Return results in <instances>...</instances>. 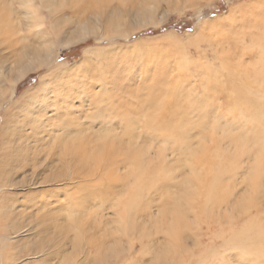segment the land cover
Instances as JSON below:
<instances>
[{
	"label": "rangeland",
	"instance_id": "obj_1",
	"mask_svg": "<svg viewBox=\"0 0 264 264\" xmlns=\"http://www.w3.org/2000/svg\"><path fill=\"white\" fill-rule=\"evenodd\" d=\"M37 1L38 0H35L36 5L39 4ZM84 1L90 3L89 8H86L87 12L85 13V17L83 16L82 19H79L80 17L77 19V17L69 18L68 15H65V17L70 20V23H65V26L63 23L65 17L63 19V16H61V22L63 21V24L61 27L58 26V30H56L54 34L52 30L53 25L50 20L46 18V9L43 8L41 12L31 11L28 13L27 11L25 12L24 9L27 2L20 3L16 0H11L12 13H10V18L12 19L11 16H13V22L15 21L13 24L19 28V31L17 32L18 34L15 33L14 35L13 33H10L11 35L9 36L7 34L8 32L6 34H0V84L6 82L11 78V75H15L18 72L19 67L15 66L11 61L14 60V57L12 59V55L16 48L19 49L21 47L22 49L23 47H26L25 45H28L30 48H40L41 53L43 54L42 57L44 60L46 59V61L44 64H41L39 68L30 69L24 73L19 80L13 82L11 86L14 87V94L6 97V100L4 98L0 103V167L6 170L8 179L12 183L8 189L0 191V207L3 206L5 208L4 213H0V255L18 252L19 246L15 244L21 242L19 239H25V246H29L34 241L38 242L37 237L41 240L42 238L46 239V237H52L51 229L45 233L35 231V236L33 233L23 230H19L18 233L14 232L15 225L13 230H9L12 220H16L17 224L22 222L23 224L29 223L33 230H35L37 228L35 225L40 221L43 222L44 218L42 217L49 212V215L55 214L54 217H56L55 219H57L56 222L59 226L67 225V227H71L72 232H70V234L72 233L73 235L70 236V234H68L70 237L56 235L54 237L53 245H51L53 249L45 247V249H47L45 252L49 250L50 254L53 253V264H69L71 261L73 263L77 262L78 264H81L84 256L89 253L88 245L86 244L88 240H90L89 232L87 231L88 233H85L86 236L88 235V237L85 238V236H83L84 233L81 231L82 228H85L88 223L92 224H90V228L92 226L95 227V229L98 227L100 228L107 219L113 220V204L117 201V197L114 193H126V191L120 189L123 184L120 179L122 177L120 176L129 177L132 172V169L129 171L127 168L126 170L128 172H126L125 168L120 163V160H123L125 157L117 153V157L120 156L119 163L117 166L116 163L110 164L111 167H109L111 169L108 171V175L102 172L104 170L98 172L101 179L99 176L95 175V177L90 175L91 171L82 173V181H85L89 186L91 183H94V187H86L85 191H83L84 188H81V190L76 189V191L79 190L80 192L74 194L76 197L72 198L71 195L74 191L73 189L77 187L75 183L83 182L76 180L75 183L73 182L74 184L69 183L68 185L58 181V184L57 182L53 183L50 176H52L55 171L62 168L59 157L54 154V160L52 157H48L51 161H48L47 159V162L45 161L44 164L42 162V165L36 169V184L29 187H21L32 178L29 166L25 164V161H22L23 156L18 157L15 152V147H25V142L21 144L18 142L19 137L24 135L23 132L19 134L14 133V129H20L19 122H26L24 119L25 117L31 120L34 124H36L37 120L41 121L42 119L44 121V115H51L53 118L61 116L62 122L66 120L68 122L71 118L72 125H75L74 130L78 129L79 126L97 130L100 128V122L105 121L114 126V133L120 136L127 128L126 125L128 121L131 120L133 124L134 120L140 119L138 126L142 124L143 116H141L140 113L148 115L153 110H156L155 113L154 111L152 112V115L155 116L157 112L162 109L160 113H158L159 115L156 116L155 122H152L153 127L157 125L158 128L162 126V118L164 116L169 118L172 111L178 116L179 112L174 109L180 108L179 101H181V97H179V95L181 94L184 96L189 95L187 99L188 103H185V106L187 107L185 109L186 116L184 121H195L198 117L196 109H198L197 107L200 105V102L205 100V103L208 104L209 115L212 114L210 110L214 112L216 111V113L211 116V118L213 117V121L210 123L213 127L214 133L223 126V128H226L230 133L237 135L240 133L241 136L246 139V137L249 136V133L247 132H251L253 125L256 124L255 121L248 123L246 117L248 119L250 116L246 115L245 112L243 114L240 113L226 96V92H228L226 84L227 81H229V75H227V73L230 71L227 69V66H229L227 60H232L233 54L229 53V51H237L236 49H239L242 46L243 36L247 35L249 29H251L248 23L245 24V12L249 14L252 12V9H255L258 4H260V2H262V5L264 6V0H259V2H257V0H150L147 4L148 13L141 14L139 17L135 14L129 15L125 12L126 14L120 15V22H117L115 26L109 25L110 27L108 26V23H106L108 19L112 18L110 15L108 16V12H110L108 9L115 5L117 0H109L110 3L108 0H104V2L94 0L95 2L97 1L96 3L93 0ZM100 2H103V4ZM107 3L108 5H106ZM94 6L102 8V10H99V12L102 11L100 13L101 16L93 11ZM88 12H92L90 14L91 16ZM241 13L243 14L242 17H238ZM15 17L18 18L15 19ZM235 17L238 18L235 19ZM43 21L44 23L41 24ZM36 22L40 24L34 25L33 23ZM50 24L52 26H50ZM28 25L29 27L27 28ZM45 31L48 33H45ZM17 35L20 36V39ZM18 39L19 41L15 42ZM19 50H16L15 53ZM245 57V60H251L247 59L248 56ZM26 60L33 59L31 57L30 59L26 58ZM25 62L27 64L30 63L29 61ZM248 64V62L245 63V68L247 67L246 70H249V74H252L254 66ZM60 67H62V70L59 73L55 72V69ZM54 72L60 78L55 79L61 82L62 87L60 89H62V91L65 89L64 92L68 94V97L63 98L62 96L59 101L58 99L51 98L50 101H48L49 103H44V107H39L38 105L35 106L36 103H32L33 107L28 109L29 113L24 116L22 115L23 117L14 123L17 116H20L18 115V112L14 114V111L16 109L24 110L26 104L25 102H20L14 105L15 101L21 98L20 96L26 89L31 87L34 88L40 82L44 73L46 74V77H51V73ZM32 74L34 75L31 80L33 84L21 88L19 82ZM249 74L246 75V72L244 71L242 76L246 79ZM214 78H217L218 85L216 84V81L214 83ZM250 79H252V76H250ZM51 81L54 82V79L52 78ZM150 83H154L157 86V88L153 90V97H157L154 100V103L157 104L159 100L160 104L162 103L160 106H156L157 108H153V105L149 103L152 98L149 95ZM213 85L217 86L215 87L217 90L212 89L211 86ZM214 92L216 94H214ZM170 93L175 94L173 95ZM52 101L57 106L55 111L51 104ZM214 102L215 106L213 105ZM23 104L24 107H22ZM113 104L118 105L117 110L120 108V111L116 112V109H114L116 106L113 107ZM163 104L166 105V111L165 108L161 107ZM188 106L190 112L188 111ZM193 108L196 109L193 110ZM114 111L116 112V115H114ZM215 114L219 116L214 118ZM137 115L140 118L137 117ZM32 117L35 118V122ZM3 120L4 129H2ZM150 129L151 128H148V126L144 127V129H141L140 127L139 129L137 128L136 133H138V143L136 144L135 141L128 140L124 135L120 137V142L118 144L122 145L123 149L125 148L123 146L128 147L129 150L127 153L130 151L133 152V148L136 145L145 144V137L151 134ZM127 130H130V128H127L126 131ZM130 131L133 132L132 130ZM201 131L204 140L205 136H210V134L205 133V123L203 124ZM190 132L192 135L194 130H190L189 133ZM257 135L258 140L260 141L259 144H254V138L246 139L250 145L251 155L248 156L249 154H245L242 156L240 162L242 172L239 168L238 173L241 175L237 176V187L233 191L234 194L237 192L240 196L244 195L245 199L240 200L238 197L237 204L240 205V208L238 207L237 213L239 214H236L234 209H232V214L230 213L231 215H229V217H232V219L236 218V220L232 221L244 219L242 221L243 223H251L250 221H253L254 224L259 225L260 222L264 224V119L259 122ZM62 136L63 135H61V137ZM14 138H18V140L13 141ZM204 140H202V143H204ZM232 141L233 138L228 139L226 142V151L228 150L229 155H235L236 152V143ZM149 145L150 144L148 143L146 147H149ZM239 145L241 144H238V146ZM215 149L216 148L213 146L209 151L214 152ZM155 150L156 148L151 145V147L145 151V156L147 157V155H150V160L153 155L157 157ZM48 151L50 152V149ZM255 152H258V155H256ZM35 154V152H32V155ZM164 155L167 157L163 158L165 160L159 158L162 163L169 164L173 162V158H171L168 153H164ZM6 158L7 162L5 163ZM76 164L77 163H75V165ZM72 167L74 168V164H72L71 168ZM213 168L214 161L212 162V169ZM40 169L42 171H40ZM45 171L47 172L45 173ZM48 171L51 173L49 174ZM39 172L40 174H38ZM198 172L201 171L199 170ZM124 173H127V175ZM83 174H86L87 176L85 175V177H83ZM41 177L46 179L45 182H42L43 180H41ZM118 177H120V181L118 180L116 182ZM109 178L111 181H108ZM95 182H97V184H95ZM114 182L115 186L113 185ZM159 184L164 185V181L159 180L158 186ZM86 193H94V195L90 198H85L84 194ZM149 193L153 209L157 206L159 201L161 202V200H157L159 197L156 191L154 192L155 196L152 195V191ZM166 195L167 194L162 195V198ZM68 197L70 199H68ZM75 200L77 203L76 205ZM237 200L233 201L234 204H236ZM81 203L82 205H80ZM197 205L198 208L200 204ZM59 206H64V208ZM21 209H23V211H21ZM89 209L90 211L95 209L90 216L84 212L85 210L89 211ZM39 213H41V215ZM83 213L86 214L85 217H88H86L84 221H81L80 217H82ZM99 213L100 216H98ZM102 220L103 222H100ZM146 220L148 219L146 218L145 221ZM47 226H49V224H47ZM18 228L15 227V229ZM114 228L117 229L116 226H113V229ZM9 232H13L12 236L15 235L16 238L18 237V240H11L8 242L3 239L2 234H9ZM96 234L94 237L98 240L100 235ZM75 235L77 236L75 237ZM72 236H74V239ZM164 237L165 241H163V244L167 243L169 245V251L171 249L170 253H172V250L178 245L174 241L175 237H173V235ZM71 238L77 243L79 242L81 248L79 247V244L77 245L74 243L75 241H72L71 243ZM120 238H122V241H125L126 244L122 246L118 245V247L125 249L128 244V238L122 236ZM158 238L160 246V242L162 244V236L159 235ZM169 238L172 239V241ZM190 238V236L186 238L188 249L193 246L192 242L188 243L191 240ZM57 239L59 240L57 241ZM67 239H70V245ZM200 241V238L196 239L195 245H197V247ZM55 242L57 244H55ZM21 245H23V243ZM203 245H200L197 249L192 248L190 252L195 254H197V252L199 253V250L203 248ZM77 247L79 249L78 251L76 249ZM139 248L140 246L134 251L135 259L140 252L142 253ZM161 249L162 247L160 246L157 250L160 255L162 253V256L165 258L170 255L167 254L165 250L162 252ZM62 250L64 251L62 252ZM64 253H67V256H61ZM93 253L94 252L92 251V253L89 254ZM235 253H233L232 256H234ZM189 254L190 253L185 255L184 253H180V255L175 257V262L181 261L180 264H184L186 259L191 262ZM244 256V258H241V264H264L263 255L261 257H252V254H246ZM127 257L129 256L124 255L117 264H134L133 260ZM138 258L137 261L139 260ZM22 259H24L23 262H30L33 260L31 255L28 258L29 260L26 257L20 258V260ZM142 259L145 260V262H148L149 255L143 253ZM208 259L209 258H207V260ZM223 261H225V259H223Z\"/></svg>",
	"mask_w": 264,
	"mask_h": 264
},
{
	"label": "bare ground",
	"instance_id": "obj_2",
	"mask_svg": "<svg viewBox=\"0 0 264 264\" xmlns=\"http://www.w3.org/2000/svg\"><path fill=\"white\" fill-rule=\"evenodd\" d=\"M16 1L20 3L27 2L24 9L25 12L27 11L28 13H30L31 11L41 12L43 8L46 9V18H48V20H50L51 24L53 25L52 30L54 34L56 30H58V26L61 27L63 23H70V20L65 17V15H68L69 18L77 17L78 19L80 17L79 19H82L83 16L85 17V13L87 12L86 8H89L90 6V3H87L84 0H38V5L35 4V0ZM100 1L104 2V0ZM149 1L150 0H117V3L108 9L110 10V12H108V16L110 15V17L112 18L108 19L106 23H108V26H115L117 22H120V15L126 14L125 12H127L129 15L135 14L139 17L141 16V14L148 13L147 4ZM103 2L100 3L103 4ZM108 2L110 3L109 0ZM257 2H259V0H257ZM262 4L263 3L260 2V4H258L257 7L255 6L256 8L252 9V12H250L249 14L245 12V24L248 23L251 29H249L247 35L243 36L242 46L239 49H236L237 51H229V53L233 54V58L232 60H227V63H229L227 69L230 70L227 73V75H229V81H227L226 84L228 92L224 90L228 99H230L232 104H234L239 112L242 114L245 112L246 115L250 116L248 119L246 117V121L248 123H252L254 121L256 122V124L253 125L251 132L246 131L247 133H249V136H247L246 139L254 138L255 145L259 144L260 142L257 135L259 122L264 119V6ZM106 5H108V3ZM99 10H102V8H97V6H94L93 11L97 15L101 16L100 13L102 11L99 12ZM10 13H12L11 0H0V34H6L8 32L7 34L9 36L11 35L10 33H13L15 35V33L19 31V28L16 27L15 24H13L15 21L13 22V16H11L12 19L10 18ZM91 13L88 12L89 15ZM242 15L243 14L241 13L238 17H242ZM61 16H63V19L65 17V20H63L64 22L62 21L63 23L61 22ZM238 17H235V19ZM17 18L15 17V19ZM43 23L44 21L41 22V24ZM33 24L38 25L40 23L36 22ZM51 24L50 26H52ZM28 27L29 25L27 26V28ZM45 33L48 32L45 31ZM18 38L20 39V36H18ZM19 39L15 42H18ZM25 46L26 47H23L22 49L20 47V50L16 48V50H19L17 51V53H15L16 50L14 49L15 52L14 54L12 53V59L14 57V60L11 61L15 66H18L19 68L18 72L15 75H11L10 79L0 84V103L4 98L6 100V97L12 96L14 94V87L11 86L13 82L19 80L24 75V73H26L30 69H36L37 67L39 68V66L41 64H44L46 61V59L44 60V58L42 57L43 54L41 53L40 48H30L28 45ZM236 53L238 54V58ZM245 56H248L247 59L251 60H245ZM31 57L33 60H26V58L30 59ZM25 61H29L30 63L27 64ZM246 62L249 63L248 65L254 66L252 74H249V70H246ZM61 68L62 67L56 68L55 72L59 73L62 70ZM244 71L246 72V75L249 74L246 79L244 76H242ZM55 72L51 73V77H46V74L44 73V75H42L41 77L40 82L34 88L31 87L29 89H26L20 96L21 98L15 101L14 105L20 102H25L26 104L24 110L16 109L14 111V114L18 112V115H20L19 117L17 116L16 119L14 118V123L20 120L24 115L29 113L28 109L33 107L32 103H36L35 106L38 105L39 107H44V103H49L48 101H50L51 98L58 99L59 101L62 96L63 98L68 97V94L64 92L65 89H63V91L62 89H60L62 87L61 82L55 80L56 78H59L57 74H55ZM250 76H252V79H250ZM52 78L54 79V82L51 81ZM213 80L214 83L216 81L217 84V78H214ZM211 87L213 90H217L215 88L217 87L216 85H213ZM155 88H157V86L154 83H150L149 95L152 98L151 102L149 101V103L153 105V108H157L162 104H160V100L157 104L154 103V100L157 98L153 97V90ZM214 94L216 93L214 92ZM188 96L189 95H179V97H181V101H179L180 108H171L175 111H178L179 115L177 116L175 113H173L174 111H172V114L169 118L164 116L162 118L161 127L158 128L157 125V128L156 126L153 127L152 122H155L156 116L159 115L158 113H160L162 109L157 112L155 116L152 115V112L154 111L152 109L153 111L148 115L140 113L141 116H143L144 120H142V124L140 126H138L140 119L134 120L133 124L131 120H127L128 122L126 127L128 129L130 128V130H132L133 132H131L130 130L126 131V128L120 136L114 133L115 127L105 121L100 122V128L98 127L99 129L97 130L90 129L89 127L83 128L82 126H79L78 129L74 130L75 125H72L71 118L68 120V122L67 120L62 122L61 116L53 118L51 115H44V121L42 119L41 121L37 120L36 124L32 123L31 120L25 117L24 119L26 120V122H19L20 129H14L15 134L23 132L24 135H19V140L18 138H14L13 141L18 140L19 144L25 142V147H15L16 155L18 157L23 156L22 161H25V164L29 166L32 175V178L21 187H29L36 184V169H38L39 166L42 165V162L43 164L45 161L47 162L48 157H52L54 160V154L59 157L62 168L55 171L53 175L50 176V179L53 183L58 181L60 183L68 185L69 183H75L76 180H78L79 182H83L81 175L82 173H87V171H91L90 175L92 176H99L98 172L104 170L102 172L108 175V171H110L111 169L110 164L116 163L117 166L119 163L120 156L117 157V153L125 157L123 160H120V163L125 168V170L126 168L129 171L130 169H132L129 177L120 176L122 178L118 177L116 180L117 182L121 179L124 185L122 184L123 187L121 186L120 189H123V191H126V193H120L116 191V193H114L117 197V201L115 200L116 202L113 204V220L107 219L102 224L103 226H100V228L98 227L96 229L93 226L90 228L91 223L86 224L85 222L86 226L85 228H82L81 231L82 233H84L83 236H85V238L88 237V235L86 236L85 233L87 234L89 232L90 240H88L86 245H88L89 253H92V251L94 253H87L84 256L81 264H117L124 255L129 256L127 258H131L134 264H180L181 261L175 262V257H177V255H180V253H184L185 255H188V253H190L189 257L191 259V262L186 259V262L184 264H241V258H244V255L246 254H252V257H261L262 255L264 256V224L262 222H260L259 225L254 224L253 221H250L251 223H243L242 221L244 219H241L239 221H232L236 220V218L233 217L234 219H232V217H229V215L232 214V209H234L236 214H239L237 213L238 207L240 208V205L237 204L238 197L240 200L245 199L244 195L240 196V194L238 193V195L237 192L236 194H234L233 191L237 187V176L241 175L238 173V169L240 168V171L242 172L240 167L242 156L245 154H249L248 156L251 155L249 142L244 137H242L240 133H238V135L230 133L226 128H223V126L220 127V129L216 133H214L213 127L210 125V123L213 121V117L211 118V116L216 113V111L214 112L210 110L212 114L209 115L210 112L208 104L205 103V100L203 102L201 101L200 105L197 103L199 105L197 107L198 109L193 108V110L196 109V112L198 113L197 119H195V121L191 120L190 122H188V120L184 121L186 116L185 109L187 107L185 106V103H188ZM51 104L53 105V109L55 111L57 108L56 104H54L53 101ZM113 105V107L116 106L114 108L116 109V112L120 111V108L117 110L118 105ZM213 105L215 106V102ZM22 107H24V104ZM161 107L165 108L166 105L163 104ZM166 110L167 109L165 108V111ZM116 112L114 111V115H116ZM218 116L219 115L215 114L214 118ZM137 117L139 116L137 115ZM204 123L205 133L210 134V136H205V140L201 135V128ZM3 125L4 120L2 123V129H4ZM146 126H148V128H151V134L145 137V144L136 145L133 148V152L130 151L127 153V151L129 150L128 147L123 146L125 147L123 149L122 145L118 144L122 135H124L128 140L135 141V144L138 143V133H136V130L137 128L139 129V127L141 129H144V127ZM190 130H194L192 135L191 132L189 133ZM61 135L63 136L61 137ZM232 138V142L236 143L235 155H229L228 150L226 151V142L228 139ZM202 140H204V143H202ZM148 143L150 144L149 147H151L152 145V147L156 148L155 154L157 155V157L153 155L154 159L152 157L151 160L149 159L150 155H147V157L145 156V151L149 149V147H146ZM238 144L241 145L238 146ZM213 146L216 148L214 152L209 151V149H211ZM49 149L50 152L48 151ZM32 152H35L36 154L32 155ZM164 153H168L169 156L173 158V162L169 164L162 163L160 159H163L165 157ZM255 153L256 155H258V152ZM49 160L50 158L48 159V161ZM213 161L214 168L212 169ZM6 162L7 158L5 160V163ZM234 162L236 166L234 165ZM75 163L77 164L75 165ZM72 164H74V168H71ZM199 170L201 172H198ZM40 171L42 170L40 169ZM46 172L47 171H45V173ZM126 172L128 171L126 170ZM48 173L50 174L51 172L48 171ZM38 174H40V172ZM85 175L86 174H83V177H85ZM125 175H127V173ZM41 178L40 179L43 180L42 182H45L46 179H43L44 177ZM99 178L101 179V176H99ZM159 180L164 181L165 186L161 184H159L158 186ZM108 181H111L110 178ZM75 184L79 188L76 187L75 189H73L74 191L71 195L72 198L76 197V195L74 194L80 192L79 190L76 191V189L81 190V188H84L83 191H85L86 187H94V183H91L89 186L85 181L83 183L76 182ZM95 184H97V182H95ZM114 184L115 182L113 183V185ZM11 185L12 183L8 179L6 170L0 167V191L8 189ZM150 191H152L153 196H155L154 192L156 191L159 197L157 200H161V202L159 201L157 206L153 209L149 198ZM164 194L167 195L162 198V195ZM93 195L94 193L84 194L85 198H90ZM69 197L68 199H70ZM235 200H237L236 204H234L233 202ZM76 204L77 203L75 200V205ZM197 204H200L198 208ZM80 205H82V203ZM61 208H64V206H62ZM4 211L5 208L3 206L0 207V213L2 214L4 213ZM21 211H23V209H21ZM94 211L95 209L93 211H90L89 209V211L85 210L84 212L88 216H90ZM39 214L41 215V213ZM86 214H82V217H80L81 221H84L86 217H88H85ZM54 215H49V212L44 215L42 217L44 218L43 222L40 221L41 223H37L35 225L37 226L35 230H33L29 223L23 224L22 222L20 224H17L16 220H12L9 230H13L14 225L17 228L19 225L18 229H15L14 227V232L16 233H18L19 230H23L29 233H33V235L35 236V231H38L39 233H45L46 231L51 229L52 237H46V239L42 238V240L37 237L38 242L34 241L29 246H25V239H19L21 242L15 244L19 246L18 252L1 254L0 264H22L25 258L22 260H20V258L26 257L28 259L30 255L33 260L30 262L24 261L23 264H53V253L51 252L52 254H50L49 250L45 252V250H47L45 249V247H47L48 249H53L51 245H53L54 237L56 235L67 237L69 236L68 234L72 232L71 227H67V225L59 226ZM98 216H100V213L98 214ZM146 218L148 220L145 221ZM100 222H103V220ZM47 224H49V226H47ZM113 226H116L117 229H113ZM12 234L13 232H9V234H2V237L8 242H10L11 240L17 241L18 237L16 238L15 235H13V237ZM95 234L100 235L98 240L97 238L95 239ZM71 235L73 234L71 233L70 236ZM159 235L162 236V244L160 242L162 252L163 250H165L167 254H170L169 256L167 255L168 257L166 258L162 256V253L160 255L159 251H157L160 247L158 242ZM170 235H173V237H175V240H173L176 242V244H178L177 247L172 250V253H170L171 249L169 251V245L167 243L163 244V241H165L164 236L168 237ZM76 236L77 235H75V237ZM121 236L128 238V244L125 249L118 247V245L122 246L126 244V242L122 241V238H120ZM189 236L191 237V240L188 243L192 242L193 249H197L198 247H200V245L204 244L203 248L199 250V253H191L190 250L192 248H187L188 245L186 243V238H188ZM72 237L74 239V236ZM197 238L201 239L198 247L197 245H195ZM73 239H69L71 243L72 241H75ZM58 240L59 239H57V241ZM170 240L172 241V239ZM70 242L69 245L71 244ZM22 243L23 245H21ZM74 243H76L77 245L79 244L80 247L79 242L77 243L75 241ZM55 244L57 243L55 242ZM138 246H140L139 250L142 251V253L140 252V254L137 255V258L139 257L138 261L140 262L137 261V258L135 259L134 255V251ZM76 249L77 251L79 250L78 247ZM64 250H62V252ZM143 253L149 255L148 262H145V260L142 259ZM233 253H235L234 256H232ZM65 255L67 256V253H64L61 256ZM207 258L209 259L207 260ZM222 258L225 259V261H223ZM70 263L75 264L77 262L73 263L71 261Z\"/></svg>",
	"mask_w": 264,
	"mask_h": 264
},
{
	"label": "trees",
	"instance_id": "obj_3",
	"mask_svg": "<svg viewBox=\"0 0 264 264\" xmlns=\"http://www.w3.org/2000/svg\"><path fill=\"white\" fill-rule=\"evenodd\" d=\"M34 75H28L27 77H25L21 82H19V86L22 88L23 86H28V85H31L33 84L32 83V79H33Z\"/></svg>",
	"mask_w": 264,
	"mask_h": 264
}]
</instances>
